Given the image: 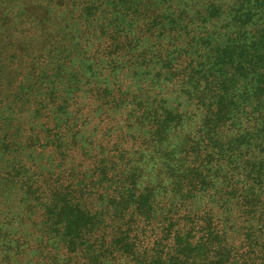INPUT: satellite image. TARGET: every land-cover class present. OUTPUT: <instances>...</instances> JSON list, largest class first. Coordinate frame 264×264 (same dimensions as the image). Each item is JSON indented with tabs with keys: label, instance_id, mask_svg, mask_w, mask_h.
<instances>
[{
	"label": "trees",
	"instance_id": "obj_1",
	"mask_svg": "<svg viewBox=\"0 0 264 264\" xmlns=\"http://www.w3.org/2000/svg\"><path fill=\"white\" fill-rule=\"evenodd\" d=\"M0 264H264V0H0Z\"/></svg>",
	"mask_w": 264,
	"mask_h": 264
}]
</instances>
